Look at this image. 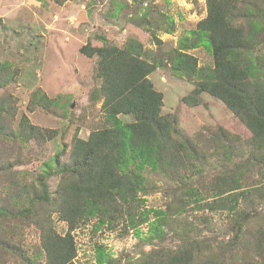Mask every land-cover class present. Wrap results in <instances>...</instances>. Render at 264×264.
I'll use <instances>...</instances> for the list:
<instances>
[{
  "label": "rangeland",
  "instance_id": "374dc122",
  "mask_svg": "<svg viewBox=\"0 0 264 264\" xmlns=\"http://www.w3.org/2000/svg\"><path fill=\"white\" fill-rule=\"evenodd\" d=\"M206 15L205 0H0V264H47L35 214L58 236H70L73 264H96L98 247L107 255L105 264H151L152 256H170L205 238L214 240L216 253L219 242L233 237L229 214L211 208L219 199L216 186L223 179L229 186L237 168L239 191L256 192L264 188V164L250 159V132L220 100L203 93L196 106L183 102L195 80L171 70V55ZM131 40L142 45V59L156 66L148 78L162 94L161 115L175 119L202 158L183 182L149 168L141 172L145 180L137 197L142 200L130 209L149 211L140 233L127 227V209L112 212L109 223L91 217L71 231L52 203L35 201L38 179L54 199L62 178L57 165L69 161L73 142L108 126L97 92L98 58L87 57L81 48H123ZM180 51L193 56L197 68L214 66L212 54L202 47ZM256 54L264 56V42ZM119 118L133 122L130 115ZM223 133L230 139L223 141ZM183 187L198 190L202 199L180 206L175 199ZM260 193L248 208L254 230L264 225V190ZM153 210L165 213L166 225L163 238L150 241ZM243 247L242 263L264 264V245L260 251L245 240Z\"/></svg>",
  "mask_w": 264,
  "mask_h": 264
},
{
  "label": "trees",
  "instance_id": "16d2710c",
  "mask_svg": "<svg viewBox=\"0 0 264 264\" xmlns=\"http://www.w3.org/2000/svg\"><path fill=\"white\" fill-rule=\"evenodd\" d=\"M205 1L206 17L189 32L188 41L181 44L180 50L202 47L212 54L214 66L197 68L193 56L177 50L171 55V70L178 76L195 80L194 89L183 98L186 105H198L203 93L225 105L252 136L250 159L263 165L264 56L256 51L264 42V0ZM141 49L142 45L134 40L123 48L108 44L101 47L87 44L81 48L87 57L98 58L96 75L100 88L97 92L108 126L92 132L86 140L73 142L69 161L57 165L62 178L54 199L51 200L48 187L40 177V189L35 192V201L52 203L54 211L71 231L80 221L91 217L98 218V224L109 223L115 218L112 212L122 214L127 209V227L140 233L139 226L148 222L149 211L136 214L130 209L142 200L137 197L145 180L141 172L149 168L183 182L185 173L194 172L195 162L202 158L192 141L177 129L175 119L161 115L162 94L148 78L156 66L142 59ZM3 80L0 76V88ZM120 115L132 116L133 122H123ZM220 137L223 141L230 139L224 133ZM231 152H236L233 144ZM58 159L55 158L57 164ZM234 171L237 178L229 186L226 179L222 186H216L219 199L211 207L229 214L233 237L219 242L216 253L212 249L214 240L205 238L201 242L195 240L194 247H181L170 256H152L151 264H245L238 257L240 251L244 252L245 240L262 250L264 225L257 224L258 229H252L255 216L248 208L254 203L255 194H261L264 188H257L256 192L239 191L240 170ZM177 199L185 207L196 204L202 197L193 187L188 191L183 187ZM153 213L156 220L147 224L150 241L162 239V226L166 225L164 212L153 210ZM35 215L42 231L46 263L73 264L75 249L70 236H58ZM106 262L107 255L98 247L96 264Z\"/></svg>",
  "mask_w": 264,
  "mask_h": 264
}]
</instances>
